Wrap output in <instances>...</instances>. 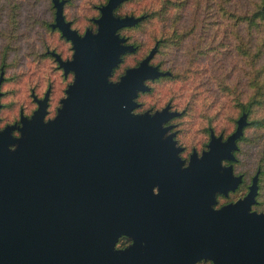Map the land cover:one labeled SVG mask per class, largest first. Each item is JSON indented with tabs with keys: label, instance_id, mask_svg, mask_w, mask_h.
<instances>
[{
	"label": "water",
	"instance_id": "water-1",
	"mask_svg": "<svg viewBox=\"0 0 264 264\" xmlns=\"http://www.w3.org/2000/svg\"><path fill=\"white\" fill-rule=\"evenodd\" d=\"M121 1L108 0L100 7L99 27L91 39L65 20L63 0H54L52 26L73 46L71 59L56 53L55 58L76 79L53 118L44 119L48 89L36 98L31 116L20 117V137L9 131L16 124L0 130V149L8 141L19 142L9 158L0 156V264H193L203 255L215 259L199 241L193 213L214 200L216 189L235 181L228 170L217 175L216 168L222 157H232L245 114L226 140L212 134L200 157L191 153L190 170L181 167L173 133L164 136L170 125L161 126L179 113L168 112L169 105L152 113L132 112L138 105L132 97L149 89L144 79L166 73L149 63L155 48L115 84L105 79L118 56L134 49L117 30L139 18L115 17ZM155 182L161 188L157 195ZM255 191L254 180L243 199L206 215L239 211L237 206L250 203ZM221 229L230 231V218ZM120 234L133 238L123 249L115 248Z\"/></svg>",
	"mask_w": 264,
	"mask_h": 264
},
{
	"label": "rangeland",
	"instance_id": "rangeland-1",
	"mask_svg": "<svg viewBox=\"0 0 264 264\" xmlns=\"http://www.w3.org/2000/svg\"><path fill=\"white\" fill-rule=\"evenodd\" d=\"M107 1L70 0L64 5L65 18L72 21L81 36L87 32L93 39L92 34L99 27L96 19L102 15L100 7ZM164 1L127 0L114 8L115 17L139 19L117 31L124 38L123 42L132 44L134 49L118 56L119 60L112 66L106 81L115 84L127 68L138 65L153 48L156 50L159 38L167 35L176 19L178 29L187 31L188 36L177 48L163 43L149 60L150 65L166 72L160 75L169 73V70L174 75L150 83L143 81L152 89L148 93L137 91L132 99L138 105L132 112L142 114L150 112L149 108L160 111L172 100L167 111H176L180 115L171 116L161 126L170 125L164 135L173 133L174 146L180 147L177 154L185 157L193 150L200 155L202 149H207V128L211 127L215 132L223 130L224 134L230 132L233 129L231 119L237 118L242 110L240 104L244 102L248 106L250 103V120H261V123L244 128L236 155L247 159L251 172L257 164L264 166V44L262 52L252 46L264 42V20L251 26L250 32L248 28L245 31V22L239 20L235 34L223 37L224 43H231L251 35L252 44L247 46L245 54L230 45L197 54V48L210 40V35L201 34L199 2L187 0L178 5L174 0L165 4ZM249 2L246 9L251 12L256 4L252 0ZM239 3L235 2L236 5ZM237 6L242 8L241 4ZM55 10L54 0H0V76L3 79L0 85V126L11 122L20 125V114L29 118L38 106L35 98L41 99L49 84L52 90L44 119L53 118L57 108L63 105L62 99L67 97V87L75 82L73 70L65 76L64 68L44 54L48 49L52 56L60 53L63 60L71 59L73 54L71 41L58 27L52 26ZM90 47L95 48V44ZM193 53L196 58L192 57ZM177 72H187L188 75L175 77ZM260 190L263 198L264 172Z\"/></svg>",
	"mask_w": 264,
	"mask_h": 264
},
{
	"label": "flooded vegetation",
	"instance_id": "flooded-vegetation-1",
	"mask_svg": "<svg viewBox=\"0 0 264 264\" xmlns=\"http://www.w3.org/2000/svg\"><path fill=\"white\" fill-rule=\"evenodd\" d=\"M243 114H245V124L242 126V132L240 135L234 140L235 147L231 148L232 157H222L219 160V167L216 168L217 175L221 176L228 170L229 179L234 178L235 181H232L231 185H225L224 189H216L213 195L214 200L207 207H203L199 210L196 215L193 213V218H197L199 222V241L205 250L207 247V251L213 254L216 262L213 257L203 255L200 256V258L195 259L193 264H264V221L254 222L252 220L250 221L248 218L249 215H254L257 218H264V197H260L261 178L262 173L264 172V166L262 164H257L254 171L251 172L250 163L247 159L236 155V152L239 149V141L244 136V128L250 121L247 118L248 112H241V114L235 119L234 128L227 134H224L223 130L215 132L214 129L210 127L208 142L210 141L212 134L215 137H220L221 140H226L227 137L235 131L238 125V120ZM12 124L14 123H6L0 126V130L4 129L7 125L9 126ZM9 131L13 137L21 136L17 124L16 127L10 128ZM18 146V141L6 142L0 149V156L4 159L9 158V155L15 151ZM191 153H189L188 156L180 157L183 160L181 167H188L189 170L191 169ZM201 154L197 155L200 157ZM243 160L245 161L242 162ZM254 180L256 183V191L250 203L237 206V208L239 207V211L233 212L232 214L227 213L217 216L206 215L207 211L214 214L219 212L225 205L235 204L243 199L250 191ZM152 190L153 193L157 195L160 193L161 188L155 182ZM229 218L231 219V229L230 231L225 230L224 233L221 226L223 220ZM246 218H248L249 221L246 220ZM194 219L193 222L195 221ZM226 233L230 234V236H227ZM222 238L225 240V244L222 243ZM132 242L133 238L130 235L120 234L115 242V248L123 249L129 246Z\"/></svg>",
	"mask_w": 264,
	"mask_h": 264
},
{
	"label": "trees",
	"instance_id": "trees-1",
	"mask_svg": "<svg viewBox=\"0 0 264 264\" xmlns=\"http://www.w3.org/2000/svg\"><path fill=\"white\" fill-rule=\"evenodd\" d=\"M125 1H127V0H123L122 2H125ZM167 1H169V0H165L164 4L167 3ZM174 1L177 2L178 5H182L183 1H184V3H186L187 0H174ZM189 1H191V0H189ZM197 1L199 2V5H200L199 15H200V21H201V24H200L201 34L204 33V34L210 35V38H209L210 40H207L204 43V45H202L200 48L199 47L197 48V54L198 53H207L211 50H217L219 46H221V47H223V49H225L224 46H229V45L232 47H235V46L238 47L239 51H241L243 54H245L247 52V49H248L247 46H250L252 44L250 42L251 35L249 36V38L248 37L245 38V36H243L239 40V42H231V43H224L223 37H229L230 35L235 34V31L239 29V26H237V23L239 20L245 22V25H246L245 31H247V28H248L249 32L251 31V26H253L256 23H260L262 20H264V0H252L256 4V6H254V9L251 12H250V10L246 9L247 4L250 3L249 0H197ZM237 1H240V3L237 5L241 4L242 8H240L239 6H237L235 4V2H237ZM69 2H70V0H63V10L62 11H63L64 18H65L64 5L69 3ZM55 12H56V10L54 11V19H55ZM65 20L70 21V26L72 28H74L71 20L66 19V18H65ZM175 20L176 19L173 20V22H172L173 24L171 23V26H170L171 28L169 29L170 31L167 33V35L159 38L158 42L156 43V46L158 48L161 47L163 43L171 44L172 47L177 48L180 46L182 39L184 37L188 36L187 31H185V30L182 31V30L178 29V27L176 26ZM140 21L137 22L135 25H138L140 23ZM122 28L121 27L118 28L117 31H119ZM128 41H129V39H128ZM263 44H264V42L263 43L256 42L252 46H256L258 48L257 51L262 52L263 51ZM135 45H137V44H135ZM157 47H156L154 54L157 52V49H158ZM44 54L46 56H50L52 59H54V61L56 63H58L55 56H52L50 54V52L48 51V49L45 51ZM60 55L61 54L59 53V56ZM153 56H152V58H153ZM192 57L196 58V54L193 53ZM115 70H113V72H112L113 74L115 73ZM68 73H70V72H68ZM67 74L65 76H67ZM172 75H174V73L171 70H169V73H167L165 75H159L156 78H146V79H144V81L146 83L149 81V83H150L154 80H157L160 77L165 76V77L169 78V77H172ZM178 75L180 77H182V76L185 77L186 75H188V73L187 72H177V74H175V77ZM2 82H3V79L1 80L0 85ZM225 87L227 88V82L225 84ZM47 88L49 89L48 106L47 107H49V99H50V94H51V90H52V85L49 84ZM151 89H152V86L149 85V89L144 90L142 92L148 93L151 91ZM169 101L170 102H168L169 103L168 105L170 106L172 103V100H169ZM140 104L141 103H139V105ZM240 107L242 108V110L240 111V114L242 111H247L248 112L247 118L250 120L249 116L252 113V110H250V103L247 106L244 104V102H242V104H240ZM156 109L149 108V111L154 112ZM178 115H180V114L174 115L173 118H175ZM235 119L236 118L231 119V122H230V123H232L231 125L233 128L235 126ZM255 123L260 124L261 120L254 121L251 119L245 127L249 126V124H255ZM209 129L210 128H207L208 133H209Z\"/></svg>",
	"mask_w": 264,
	"mask_h": 264
}]
</instances>
